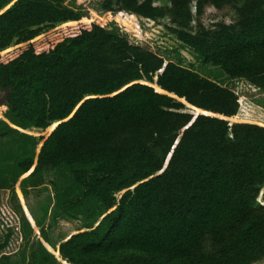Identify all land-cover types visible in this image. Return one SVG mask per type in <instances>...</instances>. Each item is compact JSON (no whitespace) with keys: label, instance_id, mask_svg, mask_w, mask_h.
<instances>
[{"label":"trees","instance_id":"16d2710c","mask_svg":"<svg viewBox=\"0 0 264 264\" xmlns=\"http://www.w3.org/2000/svg\"><path fill=\"white\" fill-rule=\"evenodd\" d=\"M66 1L0 0V11L11 5L0 14V53L22 44L0 55V188L9 184L1 172L8 165L15 181L30 184L44 171L67 172L51 215L87 219L55 244L41 227L47 208L36 222L22 219L21 238L32 244L27 264L264 259V125L228 122L240 109L231 89L116 30L79 23ZM97 3L105 13L167 20L204 64L264 91V0ZM207 6L230 9L233 20L206 28L199 19Z\"/></svg>","mask_w":264,"mask_h":264},{"label":"rangeland","instance_id":"374dc122","mask_svg":"<svg viewBox=\"0 0 264 264\" xmlns=\"http://www.w3.org/2000/svg\"><path fill=\"white\" fill-rule=\"evenodd\" d=\"M15 1L17 0H12L10 4L12 5ZM167 2L168 0H155V5L162 6L167 4ZM64 6L82 15L79 23L89 24L95 22L108 30H116L133 44H137L164 58L165 63L173 62L192 69L202 77L231 89L239 98L240 109L238 115L233 120L227 121L230 123H250L263 127L264 91L257 89L243 79L230 80L219 68L210 64H204L197 54L171 35L166 28L168 25L167 20L156 23L134 15H127V13L121 11L105 13L98 8L97 0H67ZM192 12L194 13V6H192ZM199 20L203 26L210 28L214 23L218 22L231 23L233 15L228 8L217 10L211 6H207ZM62 27L64 26H54L53 29L46 30L44 35L50 34ZM20 46L22 44L16 45L13 43L9 51ZM7 52L3 53L2 51L0 55ZM4 110V108L0 107L1 118H3ZM184 111L194 113L187 106H185ZM20 132L35 137L47 133L39 129L20 130ZM1 172L4 173L9 184L0 188V244L5 241L4 239L10 227H15V230L9 236L8 244L4 248L5 250L0 253V264L21 263V255L25 256V261L22 264L28 263L32 244L31 242L25 243L21 238L22 219L26 217L29 221L36 222L42 215V209L47 208V216L41 222V227L48 232L49 240L53 241L54 244L61 238L64 239L73 231L87 224V219L82 215L72 217L63 213L55 218L51 215L56 207L55 187L57 185L62 187L66 185L67 172L65 173L66 177H63L56 173V171H44L41 174V180L33 184L23 180L21 176H18L15 181V173L11 165L2 168ZM263 191L264 185L261 187V192ZM259 202L260 197L256 201V204ZM38 240L40 241L39 238ZM41 243L48 252H53L51 246L46 241L41 240ZM53 264L62 263L58 260L57 263ZM255 264H264V259Z\"/></svg>","mask_w":264,"mask_h":264},{"label":"water","instance_id":"95a60500","mask_svg":"<svg viewBox=\"0 0 264 264\" xmlns=\"http://www.w3.org/2000/svg\"><path fill=\"white\" fill-rule=\"evenodd\" d=\"M9 7H6L4 10H1L0 11V14H2L5 10H7ZM152 86V85H151ZM153 87V86H152ZM163 94H167V93H163ZM172 98H174V99H176V100H178V101H180V102H182L183 100H179L177 97H175V96H171ZM185 102V101H184ZM186 103V102H185ZM184 104V103H183ZM187 104V103H186ZM185 105V104H184ZM189 105V104H188ZM186 106V105H185ZM190 106V105H189ZM192 107V106H191ZM194 108V107H193ZM194 109H196V108H194ZM200 114H202V113H200ZM204 114V113H203ZM206 115V114H205ZM57 124V123H56ZM55 124V125H56ZM54 125V126H55Z\"/></svg>","mask_w":264,"mask_h":264},{"label":"built area","instance_id":"2783aa9c","mask_svg":"<svg viewBox=\"0 0 264 264\" xmlns=\"http://www.w3.org/2000/svg\"><path fill=\"white\" fill-rule=\"evenodd\" d=\"M127 15H129V14H127ZM131 16V15H130Z\"/></svg>","mask_w":264,"mask_h":264}]
</instances>
